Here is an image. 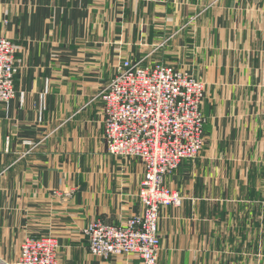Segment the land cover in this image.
<instances>
[{
  "label": "crops",
  "instance_id": "1",
  "mask_svg": "<svg viewBox=\"0 0 264 264\" xmlns=\"http://www.w3.org/2000/svg\"><path fill=\"white\" fill-rule=\"evenodd\" d=\"M0 36L20 70L0 109V264L29 235L56 237L61 264H139L92 255L83 230L142 212L143 162L108 152L97 96L144 57L206 83L205 147L166 176L184 200L161 208L159 264H264V0H0Z\"/></svg>",
  "mask_w": 264,
  "mask_h": 264
},
{
  "label": "built area",
  "instance_id": "2",
  "mask_svg": "<svg viewBox=\"0 0 264 264\" xmlns=\"http://www.w3.org/2000/svg\"><path fill=\"white\" fill-rule=\"evenodd\" d=\"M17 52L12 40L0 36V109L16 95ZM205 91V82L188 71L144 57L122 59L99 92L108 152L141 159L145 173L140 214L125 224L99 219L88 224L85 234L93 255L109 259L130 253L140 256V264L157 263L160 209L183 202L165 178L182 161L196 158L206 143ZM58 248L55 238L26 236L17 264H59Z\"/></svg>",
  "mask_w": 264,
  "mask_h": 264
},
{
  "label": "rangeland",
  "instance_id": "3",
  "mask_svg": "<svg viewBox=\"0 0 264 264\" xmlns=\"http://www.w3.org/2000/svg\"><path fill=\"white\" fill-rule=\"evenodd\" d=\"M10 39V38H9ZM11 40V39H10ZM150 61V60H149ZM151 62V61H150ZM152 63H157V62H152ZM199 79V78H198ZM206 84V83H205ZM204 147H205V145H204ZM204 147H203V149H204ZM202 149V150H203ZM108 150V149H107ZM201 150V151H202ZM201 151H200V153H201ZM199 153V154H200ZM198 154V155H199ZM114 156V155H113ZM118 157H120V156H118ZM122 158H126V157H122ZM137 158V157H136ZM195 159V158H194ZM141 160V159H140ZM189 160V159H188ZM183 162V161H182ZM181 162V163H182ZM178 168V167H177ZM144 173H145V171H144ZM171 174V173H170ZM169 175V174H168ZM167 176V175H166ZM166 179V178H165ZM143 181V180H142ZM166 181V180H165ZM167 184V183H166ZM172 189V188H171ZM76 187H72V188H70V189H67L66 191H62V192H59V191H57L56 193H58L59 194V196H60V200H62V201H67V200H70L71 198H73V196H74V194H75V192H76ZM173 191H175L176 193H178V194H180L181 196H183L180 192H178L177 190H174L173 189ZM68 192H71V195H68L67 193ZM139 193H140V188H139V191H138V198H139ZM183 200H184V196H183ZM168 207H172V206H168ZM162 208V207H161ZM134 216V215H133ZM132 217V216H131ZM131 217H129V218H131ZM160 217H161V209H160ZM160 217H159V221H160ZM129 218L127 219V220H129ZM102 220V221H104L103 219H101V218H96V219H94V220ZM93 220V221H94ZM125 221V222H123V223H121V224H125L126 222H128V221ZM92 222V221H91ZM105 223H107V224H112V223H108V222H106V221H104ZM87 227L88 226H86L85 228H84V230H83V232H84V234H85V232H86V230H87ZM158 234H159V239H160V254L158 255V259H157V263L156 264H159V260H160V256H161V251H162V246H161V234H160V229H159V231H158ZM86 235V234H85ZM29 236H32V237H35V238H42V237H52V238H55L56 240H57V242H58V239L56 238V237H54V236H33V235H29ZM87 237V236H86ZM58 245H59V242H58ZM21 248H22V245H21ZM59 250H60V246H59V248H58ZM90 251V250H89ZM20 253H21V251H20ZM91 253V252H90ZM92 254V253H91ZM130 254V253H129ZM93 255V254H92ZM122 255H128V254H122ZM135 255H137V254H135ZM19 256H20V254H19ZM19 256L17 257V259L12 263V264H17L18 263V261H19ZM95 256V255H94ZM116 256H119V255H116ZM138 256V258L140 257L139 255H137ZM98 257V256H97ZM140 258H139V264H140ZM59 264H61V253L59 252Z\"/></svg>",
  "mask_w": 264,
  "mask_h": 264
},
{
  "label": "trees",
  "instance_id": "4",
  "mask_svg": "<svg viewBox=\"0 0 264 264\" xmlns=\"http://www.w3.org/2000/svg\"><path fill=\"white\" fill-rule=\"evenodd\" d=\"M17 65H18V63H17ZM18 67H19V66H18ZM19 71H20V70H19ZM18 74H19V73H18ZM18 74H17V75H18ZM17 75H16V78H17ZM16 78H15V80H16Z\"/></svg>",
  "mask_w": 264,
  "mask_h": 264
}]
</instances>
